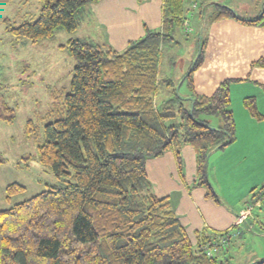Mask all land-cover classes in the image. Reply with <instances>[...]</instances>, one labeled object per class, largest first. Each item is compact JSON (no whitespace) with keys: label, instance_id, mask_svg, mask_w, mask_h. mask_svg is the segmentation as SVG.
<instances>
[{"label":"trees","instance_id":"obj_1","mask_svg":"<svg viewBox=\"0 0 264 264\" xmlns=\"http://www.w3.org/2000/svg\"><path fill=\"white\" fill-rule=\"evenodd\" d=\"M38 1L36 20L7 24L6 33L31 44L54 39L60 30L73 34L86 8L101 0ZM194 1L162 0L161 29L146 30L121 52L83 39L58 46L74 60L69 91L51 94L47 117L52 120L41 135L32 121H27L25 135L37 144V162L59 183L0 210V264H234L225 250L222 257L215 255L218 235L196 232V243L191 241L169 200L153 194L145 171L147 159L169 151L181 171V148L190 146L195 185L219 203L207 163L212 152L235 139L230 99L234 81L220 82L210 96L195 92L192 75L202 65L206 47L200 33L190 72L179 84L159 79L165 44L178 45L175 36L188 21ZM206 5L212 7L205 23L200 12L204 31L224 19L264 27V4L252 20L240 19L217 3ZM254 66L264 68V60ZM182 87L186 96L179 94ZM243 106L254 120H263L253 98H245ZM202 116H217L220 126L211 127ZM14 118L15 110L1 103L0 120L12 123ZM24 190L12 183L5 189L6 198ZM221 237L223 245L232 238L227 232Z\"/></svg>","mask_w":264,"mask_h":264},{"label":"crops","instance_id":"obj_2","mask_svg":"<svg viewBox=\"0 0 264 264\" xmlns=\"http://www.w3.org/2000/svg\"><path fill=\"white\" fill-rule=\"evenodd\" d=\"M234 1L255 2L253 14L237 15L247 20L255 19L264 4V0ZM88 17L93 21L98 44L121 52L129 42L142 38L146 30L161 29L162 0H101L86 8L80 26H90ZM205 38L203 63L192 75L195 92L210 96L220 82L234 81L230 86V99L235 139L208 157V180L219 203L207 199L205 189L195 185V154L190 146L181 148V171L171 151L147 159L145 171L153 194L158 199L169 200L191 241L196 243V232L218 235L220 248L214 253L222 257V248H228L238 237V229L255 230V236L264 239V198L243 222L235 226L246 205L264 194V190L259 193L264 189V68L252 67L264 60V27L224 19L209 25ZM89 41H92L91 37ZM245 98L255 100L262 121L254 120L244 108ZM160 100L161 97L156 98L157 103ZM226 232L232 238L223 245L221 235Z\"/></svg>","mask_w":264,"mask_h":264},{"label":"rangeland","instance_id":"obj_3","mask_svg":"<svg viewBox=\"0 0 264 264\" xmlns=\"http://www.w3.org/2000/svg\"><path fill=\"white\" fill-rule=\"evenodd\" d=\"M194 2L196 7L189 8L187 17L191 32L184 33L182 28L175 36L178 45L172 47L171 42L169 45L165 44L160 80L179 84L182 76L188 73L197 54L199 33L204 35L207 29H202L200 18V12L204 11L205 23L211 12L212 6L206 4L217 3L242 16L253 14L255 8V2L249 1ZM40 6L38 0H14L10 4L0 0V104L4 103L15 110L12 123L0 120V210L9 209L43 192L47 186L59 183L51 171L35 159L37 144L26 137L25 125L27 121H32L41 135L43 126L52 120L47 117L53 103L51 94H57L61 90L69 91L74 60L66 50H60L58 46L69 39L89 40V37L94 43H99L90 17V26L83 24L73 34L60 30L54 39H45L36 44L6 33L7 24L19 26L36 20ZM179 94L186 96L184 87L179 90ZM201 118L208 121L211 127L220 125L217 116ZM28 157L32 159L28 160ZM12 183L22 185L25 190L7 199L5 189ZM236 235L238 237L228 248L221 247L228 256L234 258V263L254 264V261L264 260V239L256 237L255 230L245 232L241 228Z\"/></svg>","mask_w":264,"mask_h":264},{"label":"built area","instance_id":"obj_4","mask_svg":"<svg viewBox=\"0 0 264 264\" xmlns=\"http://www.w3.org/2000/svg\"><path fill=\"white\" fill-rule=\"evenodd\" d=\"M191 7H196L195 3H192ZM188 21L185 22L184 27H183V31L184 33H188L191 32V28L188 25ZM264 194H261L256 200H253L252 202H250L248 205H246L245 209L243 211H241V213L239 214L235 226L239 225L241 222H243L247 216L250 215L251 211L255 208L258 207L263 199Z\"/></svg>","mask_w":264,"mask_h":264},{"label":"water","instance_id":"obj_5","mask_svg":"<svg viewBox=\"0 0 264 264\" xmlns=\"http://www.w3.org/2000/svg\"><path fill=\"white\" fill-rule=\"evenodd\" d=\"M190 71H188V73H189ZM189 100H192V98H188Z\"/></svg>","mask_w":264,"mask_h":264}]
</instances>
